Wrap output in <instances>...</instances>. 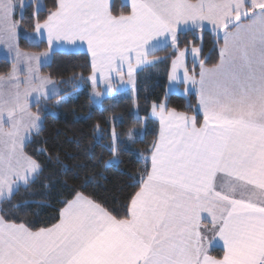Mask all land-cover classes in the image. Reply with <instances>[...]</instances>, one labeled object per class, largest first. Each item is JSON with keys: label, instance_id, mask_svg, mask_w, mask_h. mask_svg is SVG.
<instances>
[{"label": "snow or ice", "instance_id": "snow-or-ice-1", "mask_svg": "<svg viewBox=\"0 0 264 264\" xmlns=\"http://www.w3.org/2000/svg\"><path fill=\"white\" fill-rule=\"evenodd\" d=\"M40 7L37 3V32L46 30L49 43L53 32L68 34L57 40L69 42L79 33L93 68L108 66L109 90L110 74H119L112 67L117 58L131 77L133 54L137 65L145 62L154 39L170 38L178 48V25L202 30L207 21L217 32L224 30V43L218 64L206 68L200 61L198 80L185 71L184 83L191 81L198 101L193 115L163 104L157 112L153 105L160 129L148 149L150 169L121 213L76 192L61 201L58 220L39 230L0 218V264H264V0H135V14L119 18L112 17L108 0H58L43 23ZM186 52H177L174 69ZM191 52L195 57L200 47ZM20 55L17 48L16 58ZM40 119L30 132L40 130ZM111 136L115 157L120 137L114 130ZM23 143L9 146L8 167L0 154V184L7 181L12 159L24 166L18 181L25 184L30 174L42 171L43 165L22 151ZM202 212L211 216L223 242L222 258L208 255L200 243Z\"/></svg>", "mask_w": 264, "mask_h": 264}, {"label": "trees", "instance_id": "trees-1", "mask_svg": "<svg viewBox=\"0 0 264 264\" xmlns=\"http://www.w3.org/2000/svg\"><path fill=\"white\" fill-rule=\"evenodd\" d=\"M43 1L45 7L39 11V22L44 21L58 3V0ZM110 12L125 15L130 12V6L121 0H113ZM36 23L35 5L30 2L18 17L20 49L41 52L47 48L45 41L33 43L27 38ZM178 36L177 49L171 44L156 49L150 56L159 59L137 71L134 98L126 94L107 97L100 106L92 104L89 94L88 78L92 65L88 53L53 51L41 72L57 82L59 92L32 105V109L41 116L42 125L24 146V152L43 168L27 184L2 199L0 215L4 221L26 225L33 231L50 226L58 220L59 210L64 206L61 201L71 199L76 192L121 213L129 194L137 190L139 179L146 175V169H150L151 153L148 149L158 135V123L150 117L152 106L164 104L167 109L192 115L197 107L194 92L187 95L167 92L170 67L177 52L199 46L205 66H213L220 59L222 39L211 30L188 29ZM11 68L12 61L0 58V75L7 74ZM187 68L191 71L189 59ZM199 69L197 64L194 67L196 75ZM72 91L75 96L62 99ZM113 115L119 116L114 129L120 137L116 142L115 160L111 151ZM201 121L202 115L198 114L197 122ZM131 131H136L138 136L126 145L125 139ZM39 149L45 151L40 152ZM56 157L67 166L66 170L56 162ZM210 252L218 257L222 255V250L217 247H212Z\"/></svg>", "mask_w": 264, "mask_h": 264}, {"label": "rangeland", "instance_id": "rangeland-1", "mask_svg": "<svg viewBox=\"0 0 264 264\" xmlns=\"http://www.w3.org/2000/svg\"><path fill=\"white\" fill-rule=\"evenodd\" d=\"M122 1L130 6L131 14L134 15L135 12H134V9L131 7V4L135 3V0H122ZM30 2H34L35 9H36L37 3H39V5L41 6L40 10L44 9L45 7L43 0H23V7H21V0H0V58L3 57L10 61H12V59L15 58L14 68H15V74H16V79L12 81L11 83H9V86L6 89L0 88V98L1 99L4 98L5 100V103H3L0 100V154H2L4 157L3 164L5 167H8L9 146L13 144H19V142L22 139H24L23 146H25V144L31 139V138L29 139L30 133L37 132L35 130L30 132V130L32 129L33 123L37 120L38 117L41 118V116L35 110L32 109L33 103L31 101H33L34 98H38L40 96H44L45 98L46 97L45 95H47L48 93H49L48 95L53 94L57 90V85H56L55 80L43 74L41 72V68H39L40 62L46 61L49 58L48 51H45V50L41 51L42 54L39 55L37 59L35 58L36 55H29L27 53H22L19 59H17L15 55V51L12 49L11 43H13L15 39H17L16 33H15L16 27H14V24H16L17 26V23H18L16 22V19H13L12 12L14 11L15 5L17 3L19 4L18 13L20 16L23 12V8ZM233 20H235V15H233ZM204 23L207 29L211 30L214 34H216L218 38H221L224 41L223 39L224 30L223 29L217 32V30L212 28L211 24H209L207 21H205ZM240 23L247 24L248 21L247 19H242ZM227 30L230 31L232 29L229 28ZM71 38L76 39V41L69 42L63 39L64 41H61V42L63 43L65 42V44L59 47L62 49H68L67 51H69V49L75 50V49H80L79 47L85 48V45L87 46L86 41L79 40V35H77V33L71 34ZM167 44H171L170 38L166 39L163 36L158 37L149 43L146 51L151 49V53H152V51H155L158 48L164 47ZM192 47L194 46L187 47V52L185 56L181 58L180 65L177 68L174 69L171 63L169 75L172 74L173 76L176 77V79L169 80L168 78V84H167L168 93H179L182 95H187L188 93L193 92L189 90L194 87L191 81H189L187 85L184 83L185 71H187V74L189 76L195 75L196 79L198 80L201 67L199 69L198 75L195 74L194 67L197 64L200 65V61H202V59L200 57V52L198 53V55L194 57V54L191 52ZM183 50H185V48L180 51H183ZM76 51H79V50H76ZM80 51H83V50H80ZM124 55L126 57L127 53H124ZM149 57L153 58V59L151 58L152 61L159 59L158 57H155V56L149 55ZM188 59L190 60L191 71L187 68ZM133 61L136 67H141L142 63L139 65L135 63L134 54H133ZM14 64L12 63V67ZM205 67L211 68L210 66H205ZM113 68L115 69L117 67H113ZM22 72L24 74H22ZM101 72L96 71L95 73L96 74L95 77L98 80V81L95 80V82L99 84L101 88L99 89L95 87V92H94L93 86H92L89 92L91 100H92V104L94 106H100L101 100H103V98L106 97L107 95L112 96L116 92L114 91L115 89H118V90L124 89L123 94L130 95L133 98L135 97V82H134V76H133L134 72H132L131 77H129L128 66L126 63L123 64L122 66L121 75L110 77L111 84H113L112 79H115V83H114V86H116L115 89L112 85L111 90H109L108 88V78L109 77L102 76ZM0 76H3V75H0ZM47 81H51L52 83H47ZM42 82H44L46 86H44ZM4 90H6V93L4 92ZM96 93H99V95H97ZM69 95L75 96L76 93L72 91L71 93L65 94L64 96H62V99H67ZM116 96H112V97H116ZM155 105H156V108H160L161 104H158V105L155 104ZM134 108L136 110L135 99H134ZM153 115H155L154 112H153ZM118 118H119L118 115H113L111 117L112 131L113 130L115 131L114 123ZM40 125H42V118L40 119ZM26 135H29V136H27L26 138ZM139 135H142V133H140ZM130 136L131 138H129ZM137 136L138 134L136 131H131L125 139L126 141L125 144L130 145L137 138ZM2 139H3V142H1ZM26 139H29V140L27 141ZM22 151L24 152L23 148H22ZM115 159L116 158L114 157V160ZM38 171L39 170H37V172ZM36 173L30 174L28 177V181L32 180L34 176L36 175ZM24 174H25L24 166L20 163H17L15 159H12L10 162L7 181L3 184H0V198L3 195L7 197L8 194L11 193V191H13V189H17L19 186L25 185L23 181H18ZM15 181H18V182L14 183ZM201 220H202V224L208 225L209 224L208 221L212 220V218L207 212H202Z\"/></svg>", "mask_w": 264, "mask_h": 264}, {"label": "crops", "instance_id": "crops-1", "mask_svg": "<svg viewBox=\"0 0 264 264\" xmlns=\"http://www.w3.org/2000/svg\"><path fill=\"white\" fill-rule=\"evenodd\" d=\"M112 1L113 0H108V2H109V4H110V6H111V3H112ZM121 2L122 3H124L122 0H121ZM193 2H197V0H193ZM126 4V3H125ZM18 7H19V4H17L16 3V5H15V8H14V11H13V9H12V17H13V19H16V22H18V17H19V9H18ZM24 9V8H23ZM110 10V9H109ZM102 12L104 11V9H102L101 10ZM131 14V11H130V13L129 14H127V15H113L112 13H111V15H112V17H116V18H119V17H121V16H129ZM132 15V14H131ZM105 18H107V17H105ZM40 23H43V21L42 22H40ZM113 23L115 24V25H119L120 23H121V21L119 20V19H116V20H114L113 21ZM205 24V23H204ZM206 26V25H205ZM204 28H206V27H204ZM188 29H192V27H191V25L189 24V25H184V24H181V25H178L177 26V32L178 33H180V32H182V31H185V30H188ZM15 33H16V36H17V39H15V41L13 42V43H11V45H12V49L15 51V55H16V49L18 48L19 49V51H20V53H21V55H22V53H27V54H29V55H36V54H42V52H27V51H23V50H21L19 47H18V23H17V26H16V28H15ZM34 34V35H33ZM67 35L68 34H66V33H56V32H53V33H51V38H52V42L51 43H49L48 42V39H47V32H46V30H43V34L41 35V33L40 32H37V30H36V28H34V30L33 31H31V32H29L28 34H27V38H28V40L30 41V42H33V43H39L40 41H45L46 42V44H47V48L45 49V51H48V54H49V58L46 60V61H42V62H40V66H39V68H41V66L42 65H44V64H46V63H48L49 62V60H50V58H51V54L53 53V51H55V50H63V51H67L68 49H62V48H60L59 46H61V45H64L65 44V42L63 43V42H61V41H64L63 39H61V40H57V38L58 37H62V38H67ZM77 35H80L79 33H77ZM30 38H31V40H30ZM223 43H224V41L222 40V45H221V47L223 46ZM14 46V47H13ZM220 47V48H221ZM80 49H75V50H73V49H69V51H76V50H83V51H86L87 53H88V55H89V57H90V61H91V65H93V60H92V56H91V54H90V52L88 51V45L86 46L85 45V48H81V47H79ZM153 52V51H152ZM147 53L150 55L151 54V49L150 50H148L147 51ZM149 55H147V60L145 61V62H143L142 64H141V67H136L135 66V64H134V61H133V65H134V82H135V84H136V73H137V71L138 70H140L141 68H143L144 66H147V65H149V64H152V60H151V58L149 57ZM149 57V58H148ZM3 58V57H2ZM221 58V57H220ZM153 59V58H152ZM12 63L14 64V62H15V58L14 59H12ZM154 61H156V60H154ZM219 61H220V59H219ZM219 61H218V63H219ZM151 62V63H150ZM149 63V64H148ZM217 63V64H218ZM216 65V64H215ZM123 66V65H122ZM122 66L120 65V61H119V58H117L116 59V61H114L113 62V65H112V67H117V68H119V74L116 72V71H113V73H111L110 74V77H114V76H119V75H121V72H122ZM210 67H212V66H210ZM96 71H102L101 73V75L102 76H108L109 77V73H108V66L107 65H105L104 67H100L99 65L97 66V69H94L93 68V66H92V71H91V73H90V76H89V78H88V82H89V85H90V87H89V92H90V90H91V87L94 85V81H93V77H95V73H96ZM24 72V71H23ZM22 72V74H24ZM115 73V74H114ZM16 79V74H15V68H14V65H13V67H12V69H11V71L8 73V74H6V75H3V76H0V88L1 89H6L8 86H9V83H11L12 81H14ZM95 80L96 81H98L97 79H96V77H95ZM56 82V81H55ZM112 85H113V87H114V89L116 88V86H114V83H115V79H112ZM56 85H57V90L53 93V94H50V95H45L46 97L45 98H49V97H51V96H53V95H55V94H57L58 92H59V87H58V84H57V82H56ZM117 85H118V83H117ZM95 87H97V88H101V86L99 85V84H97L96 82H95ZM114 91H116L112 96H118V95H123V93H124V89H115ZM4 92L6 93V90H4ZM111 95H107L106 97H104V98H107V97H112ZM44 98V96H40V97H38V98H34L33 99V101H31L33 104L34 103H38V102H40V101H42V100H44L45 99ZM103 98V99H104ZM197 98V97H196ZM0 100L3 102V103H5V100H4V98H0ZM102 101V100H101ZM32 104V105H33ZM164 105V104H163ZM197 105H198V101H197ZM165 106V105H164ZM166 108V107H165ZM153 108H151V111H150V117L153 119V120H155L157 123H158V133H159V129H160V123H159V116L157 115H153V110H152ZM167 109V108H166ZM34 110V109H33ZM160 110V108H156V111L158 112ZM167 110H173V109H167ZM176 112H178V113H184V112H181V111H177V110H175ZM185 114H187V113H185ZM187 115H189V116H191L192 114H187ZM202 115V114H201ZM202 120H203V116H202ZM34 133L33 132H31L30 133V137H29V139L31 138V136L33 135ZM27 136H29V135H26V138H27ZM157 137H158V135H157ZM29 139H26L27 141L29 140ZM26 141V142H27ZM1 142H3V139L1 140ZM25 142V143H26ZM23 150H24V146H23ZM151 156V155H150ZM16 189H13V191H11V193H9L8 194V196H10L14 191H15ZM257 193H258V190H257ZM248 195H251V193H248ZM7 196V197H8ZM84 196V195H83ZM4 198H6V196H2L1 198H0V202H1V200L2 199H4ZM0 218H2L1 217V215H0ZM7 222V221H6ZM208 225H204V224H202V220H201V222H200V229H199V231H200V234H201V237H202V239H201V241H200V243L203 245V247L207 250V254L208 255H210V256H212V257H215V258H222V256H223V251H224V249H223V242L219 239V237L216 235V232L213 230V224H212V220H209L208 221ZM15 224V223H14ZM16 225H23V224H16ZM36 231V230H35ZM212 247H217V248H219V249H221L222 250V255L221 256H216V255H214V254H212L211 252H210V249L212 248Z\"/></svg>", "mask_w": 264, "mask_h": 264}]
</instances>
